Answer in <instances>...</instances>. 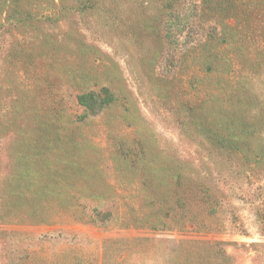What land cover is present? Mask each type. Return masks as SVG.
<instances>
[{"label":"rangeland","instance_id":"1","mask_svg":"<svg viewBox=\"0 0 264 264\" xmlns=\"http://www.w3.org/2000/svg\"><path fill=\"white\" fill-rule=\"evenodd\" d=\"M173 1L25 0L28 16L0 0V264H264V157L249 166L181 126L205 36L188 28L196 1ZM103 88L110 109L78 105ZM143 148L153 174L181 164L202 197L148 215L117 164ZM94 209L110 220L87 221Z\"/></svg>","mask_w":264,"mask_h":264},{"label":"trees","instance_id":"2","mask_svg":"<svg viewBox=\"0 0 264 264\" xmlns=\"http://www.w3.org/2000/svg\"><path fill=\"white\" fill-rule=\"evenodd\" d=\"M23 1L2 0L1 3L7 7V13L31 16L32 10H17V5ZM193 1H196L199 17L198 22H191L188 28L195 35L201 33L203 36L204 32L205 39L198 49L189 50L187 54H194L192 59L200 61L198 68L207 76L192 75L189 82L178 89L181 126L193 127L197 135L204 137L212 150L221 155L241 156L249 166L254 165L264 157L262 152L254 149L255 143L264 146V138H261L264 132V0ZM169 36L167 31L166 39ZM118 100V95L109 88L76 96L78 105L85 112L108 110ZM146 156L148 153L144 148L135 156L127 150L119 156L117 164L122 166L121 170L127 168L130 183L138 178L134 182L136 194L133 199L146 204L150 211L148 215L157 217V204H163L168 214L175 207L184 210L192 203V196L194 200L198 199L202 190L186 175L181 164L164 166L160 176L153 174V166ZM159 189L161 191H157ZM94 214L100 220L89 216L87 221L107 222L112 216L110 211L96 209Z\"/></svg>","mask_w":264,"mask_h":264}]
</instances>
